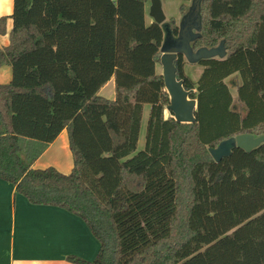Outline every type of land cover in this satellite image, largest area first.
I'll list each match as a JSON object with an SVG mask.
<instances>
[{"label":"trees","instance_id":"1","mask_svg":"<svg viewBox=\"0 0 264 264\" xmlns=\"http://www.w3.org/2000/svg\"><path fill=\"white\" fill-rule=\"evenodd\" d=\"M148 1L13 0L10 43L0 48V67H12L11 81L0 84V179L31 203L87 223L100 248L93 260L69 256L76 264H264V143L234 148L219 162L209 151L264 128V0H201V36L192 46L224 41L227 55L201 60L197 83L182 55L175 62L178 78L195 90V123L166 116L170 96L157 64L165 28L178 35L179 25L174 18L148 25ZM235 73L245 114L233 109L225 82ZM112 78L114 100L100 95ZM64 129L72 171L33 168ZM186 165L187 235L163 254Z\"/></svg>","mask_w":264,"mask_h":264},{"label":"crops","instance_id":"2","mask_svg":"<svg viewBox=\"0 0 264 264\" xmlns=\"http://www.w3.org/2000/svg\"><path fill=\"white\" fill-rule=\"evenodd\" d=\"M163 2L164 0H162V7ZM191 5V0L182 1L178 17L186 15ZM150 8L151 0L146 3L145 18L148 25L154 22L150 15ZM12 12L13 0H0V19L7 17L5 31L0 33V48L10 43V32L13 28ZM178 17L174 18L177 25H179ZM166 21H168L167 16ZM184 59L185 69L189 61ZM235 75L240 78V83L237 84L238 94V88L242 84L239 73L226 78L225 82L227 83V79ZM188 77L194 83L200 79L195 80L191 76ZM11 79V65L6 64L0 67V84L9 83ZM115 88V79L112 78L100 90V95L114 100L116 98ZM150 110L149 104L143 108L139 143L144 137V145L146 133L142 131L147 128ZM51 166L65 174L72 171L74 160L67 129H64L49 144L45 152L33 164L35 169ZM99 248L100 242L80 216L59 206L31 203L24 195L16 191L12 183L0 179V264H76L68 257L75 255L93 260Z\"/></svg>","mask_w":264,"mask_h":264},{"label":"water","instance_id":"3","mask_svg":"<svg viewBox=\"0 0 264 264\" xmlns=\"http://www.w3.org/2000/svg\"><path fill=\"white\" fill-rule=\"evenodd\" d=\"M200 3L201 0H193L189 12L179 24L178 35L172 34L167 27L165 28V39L161 47L162 75L166 91L170 96L168 109L173 113L175 120L182 123L197 122V100L190 97L195 90L186 89L185 80L178 78L176 60L182 55L191 63H199L203 59L224 58L227 55L224 41L214 48L203 47L198 50L193 48L192 44L200 38L202 30ZM150 15L159 24L165 22L166 15L162 7V0H151ZM262 143H264V135L242 133L222 140L217 146L210 147L209 151L213 159L219 162L224 157L230 156L234 148L251 152Z\"/></svg>","mask_w":264,"mask_h":264},{"label":"rangeland","instance_id":"4","mask_svg":"<svg viewBox=\"0 0 264 264\" xmlns=\"http://www.w3.org/2000/svg\"><path fill=\"white\" fill-rule=\"evenodd\" d=\"M180 0H164L163 2V10L165 15L167 16L168 20L171 18H176L179 15V7L181 5ZM185 16V15H184ZM178 17L179 21L178 23L180 24L181 20L183 19V17ZM186 70L185 74L187 76H191L193 79L198 80L201 75L203 74L204 71V67L201 64H193L191 62H187L186 64ZM157 72L158 73H162V66L161 64H158L157 67ZM240 83V78L239 76L235 75L232 76L231 78L227 79V84L229 86V88L231 89L233 98H234V107L233 109H237L238 111L242 112L243 114H245L246 111V107L243 103H241L238 100V94H237V84ZM197 110V108H196ZM170 111L169 109L166 110V116H170ZM264 129V128H263ZM257 131L258 132H262V130ZM143 133L147 132V128H144ZM255 133V135H256ZM264 135V132L263 134ZM256 136H260V135H256ZM144 147V137L141 139L140 143H139V149H142ZM187 169H188V165H186L185 167L181 166V178H180V185H181V198H180V210H179V215L175 221V229H174V233L172 235V237L166 242L165 246H162V253L165 254H169V252L171 251V249L173 247H175L176 244H179L183 241V239L185 238V236L187 235V219H188V215H189V208L191 205V198L189 195V184L188 181L189 179L187 178Z\"/></svg>","mask_w":264,"mask_h":264}]
</instances>
